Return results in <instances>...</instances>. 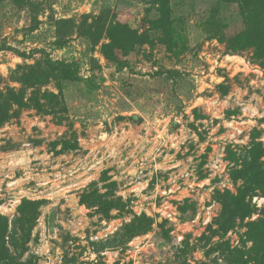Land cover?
Returning <instances> with one entry per match:
<instances>
[{
	"label": "rangeland",
	"instance_id": "374dc122",
	"mask_svg": "<svg viewBox=\"0 0 264 264\" xmlns=\"http://www.w3.org/2000/svg\"><path fill=\"white\" fill-rule=\"evenodd\" d=\"M169 8L163 44L147 0H0V90L23 88L18 67H34L47 75L40 92L57 97L0 126V216L16 264H233L250 248L245 225L264 216V191L229 221L222 195L245 185L238 171L253 156L264 162V59L230 49L245 27L236 4ZM101 14L149 37L117 53L120 71L88 31ZM44 57L75 64L81 81L48 74ZM92 188L124 210L103 218L82 205ZM23 200L39 203L35 219L15 223ZM141 214L150 231L127 238Z\"/></svg>",
	"mask_w": 264,
	"mask_h": 264
},
{
	"label": "trees",
	"instance_id": "16d2710c",
	"mask_svg": "<svg viewBox=\"0 0 264 264\" xmlns=\"http://www.w3.org/2000/svg\"><path fill=\"white\" fill-rule=\"evenodd\" d=\"M148 3L156 8L158 18L153 22L152 28L158 31L162 40L160 43L168 44L171 41L172 22L170 19L169 3L171 0H147ZM225 4H236L240 14L244 19V30L236 34L229 40L230 49L234 52L251 50L255 59H264V0H218ZM92 23L87 25L88 31H92L94 44L101 40V54L109 62H113L117 70L120 71L127 67L126 61L120 60L117 53L122 57L132 52L135 47L143 45L149 41L146 34H138L128 25L120 22L105 23L103 15L92 18ZM93 28V29H90ZM58 46L63 42L56 41ZM170 45V44H169ZM44 68L48 74H55L58 79L66 81H81L78 68L70 62H55L48 57L43 58ZM23 73L17 76L16 81L23 86L19 90L5 88L0 90V126L8 122L16 114V111L32 107L38 111L44 110L48 105L53 104L57 98L49 92H40L39 87L45 84L47 75L44 70L34 67H18ZM32 89L29 97H25V89ZM52 100V101H51ZM247 169L238 171V175L245 180V185L239 188L236 195L225 192L223 197L222 217L243 219L249 215L248 205L245 199L253 188L264 191V162H259L258 157H252L248 161ZM244 167V166H243ZM113 186V185H112ZM221 198V197H220ZM230 201V203H228ZM80 203L92 209L96 214L103 218H108L112 211L122 212L125 208L124 203L119 198H114L113 191L109 188L106 193L99 194L96 189L86 191L80 196ZM38 202L23 200L18 207V215L15 223H22L26 220L35 219L38 209ZM153 222L145 214L135 215L130 223L124 226V233L127 238L143 235L150 231ZM245 241L250 242L248 250L236 249L239 263L247 264L248 261L254 264H264V216L256 221L245 225ZM8 222L0 216V264H16L9 249L5 245V234L7 233ZM245 247V245H244ZM246 249V248H245ZM227 264H231L230 262Z\"/></svg>",
	"mask_w": 264,
	"mask_h": 264
}]
</instances>
